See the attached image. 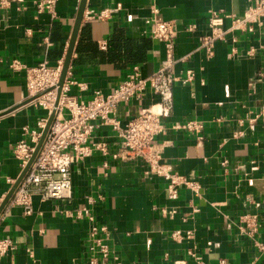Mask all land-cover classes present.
Segmentation results:
<instances>
[{"label":"crops","instance_id":"0c3cea01","mask_svg":"<svg viewBox=\"0 0 264 264\" xmlns=\"http://www.w3.org/2000/svg\"><path fill=\"white\" fill-rule=\"evenodd\" d=\"M39 2L0 0V210L33 166L22 168L14 157L16 145L29 139L25 128L32 131L50 118L47 109L33 106L26 72H14L9 64L65 62L81 0H58L56 18L39 11ZM153 5L162 20L177 26L176 57L188 58L176 65V75L195 72L191 85L174 86L168 131L157 141L168 142L164 162L198 183L200 194L181 189L178 200H169L166 186L144 175L140 161L112 158L121 140L99 121L90 145L104 143L108 152L73 162L72 198L34 195L27 215L13 204L15 191L0 214V240L11 239L14 250L0 256V264H86L91 223L74 214L89 198L95 200L97 225L110 233L109 264H195L190 251L206 264H264V252L239 230L242 216L259 215L256 240L264 244V19L253 32L231 30L249 0H88L70 64L69 95L88 102L97 90L112 91L136 66L145 77L162 67L165 46L151 37ZM211 10L229 17L225 40L208 56L199 39L210 33ZM103 12L107 19H92ZM157 101L147 93L121 103L114 117L127 125ZM192 120L204 123L201 142L172 130L174 123ZM176 231L182 236L175 241Z\"/></svg>","mask_w":264,"mask_h":264},{"label":"built area","instance_id":"2783aa9c","mask_svg":"<svg viewBox=\"0 0 264 264\" xmlns=\"http://www.w3.org/2000/svg\"><path fill=\"white\" fill-rule=\"evenodd\" d=\"M58 0H40L37 9L46 11L57 17ZM250 7L242 18H234L231 30L250 32L255 25H262L264 19V0H249ZM152 23L154 28L151 37L160 40L165 46V59L162 67L153 75L145 77L139 67L132 71L115 88L107 94L97 90L88 102L77 100L69 95L74 82L70 80L72 73L69 71L58 95L59 81L64 69V61L60 60L55 66L48 62H42L37 67H27L18 60L12 61L9 66L14 72H26V86L28 94L34 97L35 108H45L49 116L54 115V123L46 137V142L36 158L32 169L25 177L24 182L17 190L13 204L23 208L27 215L33 212V196L39 195L48 200L62 201L72 198L71 167L75 160L80 161L89 157L94 151L108 152L104 143L90 145L92 137L98 128V122L112 128L116 136L121 140L112 158L116 161L136 162L140 161L144 167V175L157 178L166 186V194L171 201L178 200L181 189H189L199 195L200 186L190 181L186 176L174 170L172 166L164 162L163 151L168 142H158L157 137L168 131L166 121L170 118L173 108V88L177 83L184 86L191 85L195 72L192 68L183 72V77H178L175 67L179 63H187L188 58L176 57L177 26L172 22L162 20L160 9L152 6ZM229 17L221 11L211 10L208 20L210 33L199 39V47L204 49L208 56L213 55L214 45L218 41H224L226 32L223 30L224 21ZM230 17H233L230 16ZM108 15L103 12L92 19L105 20ZM105 48V46H103ZM147 93L158 98L153 105L135 116L127 125L116 119V111L121 103H131L145 98ZM48 125V119L42 118L37 129L29 131L25 128V134L29 139H23L14 149V157L21 167H26L41 142L43 131ZM180 130L198 137L203 141L202 132L204 123L200 120H192L186 123H174L172 130ZM223 165H227L224 162ZM12 182V180H8ZM95 204L93 198H89L87 204L74 215L77 219H86L91 223L88 237L89 257L86 264H109L113 252L108 239L110 233L107 227L98 226L96 217L91 207ZM259 215H244L240 218L239 230L249 239H252L256 248L264 252V244L256 240L260 231ZM181 231L173 234V239H181ZM193 238V234L189 233ZM14 250L13 241L9 238L0 240V256ZM189 256L195 264H206L195 251H190ZM185 264V262L183 263ZM221 264H229L222 261Z\"/></svg>","mask_w":264,"mask_h":264},{"label":"water","instance_id":"95a60500","mask_svg":"<svg viewBox=\"0 0 264 264\" xmlns=\"http://www.w3.org/2000/svg\"><path fill=\"white\" fill-rule=\"evenodd\" d=\"M87 1L88 0H81L80 2V5H79V12L77 14V17H76V21H75V25H74V32H73V36H72V39H71V43H70V49L68 51V54H67V57L65 59V62H64V69H63V72H62V75H61V78H60V81H59V88H58V95L60 96V93H61V90L64 86V82L66 80V77H67V74L69 72V69L71 67V60L73 58V55H74V52H75V44L77 42V38H78V35H79V32L81 30V24L83 22V19H84V15H85V11H86V5H87ZM54 115H51L49 120H48V125L46 127V129L43 131V134H42V137L40 139V143L39 145L37 146L36 148V151L31 159V162H30V166L33 165L36 161V158L38 157L39 153L41 152L42 150V147L44 146V143L46 142V137L49 133V130L52 126V124L54 123ZM18 186H15V188H13V190L10 192V194L7 196V199L4 203V205L2 206L1 210H0V214L1 212L5 209L6 205L10 202V200L12 199V196L14 195L15 191L17 190Z\"/></svg>","mask_w":264,"mask_h":264},{"label":"trees","instance_id":"16d2710c","mask_svg":"<svg viewBox=\"0 0 264 264\" xmlns=\"http://www.w3.org/2000/svg\"><path fill=\"white\" fill-rule=\"evenodd\" d=\"M78 50H79V48H78Z\"/></svg>","mask_w":264,"mask_h":264}]
</instances>
